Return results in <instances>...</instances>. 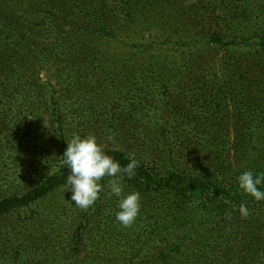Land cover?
Instances as JSON below:
<instances>
[{"label": "rangeland", "instance_id": "374dc122", "mask_svg": "<svg viewBox=\"0 0 264 264\" xmlns=\"http://www.w3.org/2000/svg\"><path fill=\"white\" fill-rule=\"evenodd\" d=\"M41 1L73 10L60 26L45 9L35 23L43 29L6 42L16 46L32 102L41 96L46 109L32 121L15 111L23 102L0 103V117L32 126L19 139L0 133L12 146L0 159V200L66 169L62 145L50 140L53 115L62 151L74 134L94 135L104 151L134 155L153 180L124 178L125 194L141 196L127 228L107 177L87 210L63 185L0 214V264H264V201L237 180L264 173V0ZM117 130L142 141L109 142ZM166 171L224 192L176 193Z\"/></svg>", "mask_w": 264, "mask_h": 264}, {"label": "trees", "instance_id": "16d2710c", "mask_svg": "<svg viewBox=\"0 0 264 264\" xmlns=\"http://www.w3.org/2000/svg\"><path fill=\"white\" fill-rule=\"evenodd\" d=\"M66 8H62L61 3L57 5H47L41 0H0V103L3 102H13L21 101L25 105H21L15 109L17 112H31L32 121L41 119L39 117L40 109H46L45 100L40 96L38 100L32 102L31 97L32 89L29 81L25 80V70L21 67V62L17 61V54L15 51L16 46L8 47L6 42L9 39L17 38L23 34V31H33L34 28L39 27L43 29L42 24L38 23L43 17V11L49 9L50 16L52 17L53 23L59 24L60 26L65 24V14H72L73 6L69 5ZM68 14V15H69ZM5 110V108H3ZM26 116L23 117V119ZM51 121V130L55 132L50 140L62 147L58 148L57 157L62 160L64 151H62L65 140L61 137V133L56 131L57 128L54 127V123L57 126L59 122V116L53 115ZM54 122V123H53ZM50 123V124H51ZM32 124V123H31ZM120 125V123L118 124ZM32 126H25L18 119H8L0 117V133H14L17 139L23 134H27L31 131ZM113 135L118 140H123L126 145L136 144L140 140L141 134L137 132H129L123 130L113 131L107 136ZM168 135V134H167ZM82 136V135H80ZM10 136L4 135L0 138V159L3 158L5 151L12 150ZM66 146V145H65ZM108 155L119 161L121 166H126L130 161L129 159L120 151H105ZM48 164V163H47ZM66 168V167H65ZM142 167H138L136 175L133 177L135 181L147 182L152 181V175L149 172L141 171ZM69 170L66 168L58 173L54 177H44L43 179H37L23 194L14 195L9 198L0 200V214L5 213L9 210L20 208L26 206L33 201L40 199L51 192L53 189L66 185V176ZM164 175L169 176L171 182L176 178L175 185L169 187L172 191L176 193H187L192 189L199 191V194L206 195L209 194H222L224 189L215 182L208 180H197L196 178H188L187 183L179 178L180 174L170 173L166 171ZM174 177V178H173ZM196 179V180H195ZM194 180V181H193ZM159 184L164 182L163 177L158 180ZM162 187V186H161ZM241 191L237 190L235 196L239 195ZM228 197L230 194H227Z\"/></svg>", "mask_w": 264, "mask_h": 264}, {"label": "clouds", "instance_id": "9594fccd", "mask_svg": "<svg viewBox=\"0 0 264 264\" xmlns=\"http://www.w3.org/2000/svg\"><path fill=\"white\" fill-rule=\"evenodd\" d=\"M107 140L112 142L113 137L110 135ZM66 145L62 165L69 170L66 186L72 193L70 200L74 202V206L83 210L93 206L103 189L101 181L107 177L109 195L118 200L115 218L123 227H131L140 214L141 196L139 192L125 194L123 181L125 177L132 179L136 175L135 170L139 167V162L135 156H130L128 158L130 162L126 166H121L119 161L104 151L94 135L81 137L74 134ZM117 150L119 149H113ZM237 180L239 188L246 195L251 196L256 202L264 201V191L259 188L264 185V173L244 171ZM239 213L242 218L248 217L249 209L246 204L241 203Z\"/></svg>", "mask_w": 264, "mask_h": 264}]
</instances>
